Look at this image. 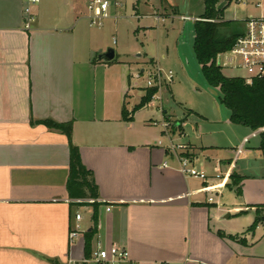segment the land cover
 <instances>
[{
    "label": "crops",
    "instance_id": "0c3cea01",
    "mask_svg": "<svg viewBox=\"0 0 264 264\" xmlns=\"http://www.w3.org/2000/svg\"><path fill=\"white\" fill-rule=\"evenodd\" d=\"M92 1L39 0L26 30L23 0H0V264L90 259L84 235L70 242L78 209L92 210L76 206L87 199L74 198L67 188L69 142L41 121L72 125L71 142L98 188L102 206L91 251L125 250L128 259L120 264H264L263 192H245L249 180L264 182L262 129L232 124L221 101L210 113L199 108L175 120L180 136L184 125L194 126L199 142L187 144L195 167H211V179L224 178L218 184L227 195L221 190L208 203L205 184L176 170L152 127H135L144 107L130 114L145 95L139 81L159 67L144 53V36L153 22L199 20L203 0H104L112 3L115 20L124 19L114 23L112 38L136 40L129 46L137 62L116 52L109 62L97 58L110 43L92 30ZM222 3L221 9L230 5ZM117 7L125 8L124 15H117ZM138 90L142 95L131 105ZM164 116L173 119L166 111ZM255 165L260 172H252ZM233 173L244 177L241 196L226 188ZM91 227L90 216L84 232Z\"/></svg>",
    "mask_w": 264,
    "mask_h": 264
},
{
    "label": "rangeland",
    "instance_id": "374dc122",
    "mask_svg": "<svg viewBox=\"0 0 264 264\" xmlns=\"http://www.w3.org/2000/svg\"><path fill=\"white\" fill-rule=\"evenodd\" d=\"M223 1H227V4H230L223 10L224 21L235 20L243 23V20L248 17H258L262 14L264 15V0H219L217 8ZM128 7L129 6L127 5L126 15H129ZM111 8L112 3L109 4L106 16L101 20V26H92V30L96 34L101 33L103 38L110 43V47L106 48L104 52L108 49H112L117 54L123 53L124 58H126L127 61L137 62L135 54L130 50L129 46L134 42L136 43V40L132 39V42L129 44V38L123 34L117 37V43H115V40L112 38L114 23L116 22L118 25H122V21L124 19L115 20L111 13ZM124 11L125 8H116L118 16L124 15ZM134 21L135 20H133V22ZM193 24L194 21L191 19L187 20L185 23L175 20L173 25H171L170 21L167 20L159 25H156V23L153 22V30L144 36V53L159 61L158 68L161 71L163 78L169 71L173 76L171 83L164 85L153 97L152 101L144 107L143 111L140 112L137 121L135 122V127H152L149 131L156 134L158 137L157 139H160L164 145L167 144L168 140L167 135L164 133V129L162 128L164 111L173 117L172 119L166 116L167 120L170 122V127H175V122L178 121L182 115L188 113L187 111L189 110H197L201 108L205 112L210 113L209 111L211 109H216V105H220L219 99L221 94L219 90L217 88L210 87L205 82L199 65L195 60L192 49L194 37ZM163 56L165 58H161ZM153 69L156 68H150L149 70ZM221 72L226 78H241L244 75L243 72L233 69H223ZM146 83L147 79L144 75V78L138 83V87L142 89L144 88V93L147 88ZM140 95H142V92L138 90L137 94L131 101V105L137 102L136 97ZM171 96H173V99ZM192 119L194 118H191V120ZM192 127L194 126L191 123H187L184 125L183 136L179 135L181 130H178L174 131L175 133H173L171 137L175 144H186L188 155L194 158L191 146L187 144L189 142H199L198 139H196L197 134ZM203 127L207 126L204 125ZM205 132L206 131L204 130L201 134H206ZM209 137L210 136L207 135L206 139L209 140ZM253 169L254 170L252 172H260L256 165ZM204 172L207 176H210L211 167H209V170H204ZM212 183L217 184L218 182ZM256 188H259L263 192L264 197V182L259 180H249L246 184L245 192L248 196L252 197ZM221 190L226 196L227 190H224L223 187V189H219L218 192ZM216 197L217 196H214V200ZM85 202H96V199H88ZM86 208L80 207L78 209V212L83 218L82 223H80L82 231H85L86 227L90 224V210L89 208Z\"/></svg>",
    "mask_w": 264,
    "mask_h": 264
},
{
    "label": "trees",
    "instance_id": "16d2710c",
    "mask_svg": "<svg viewBox=\"0 0 264 264\" xmlns=\"http://www.w3.org/2000/svg\"><path fill=\"white\" fill-rule=\"evenodd\" d=\"M218 2L219 0H203L204 12L193 25V52L206 83L210 87L219 90L221 104L230 112V122L234 125L249 128L252 131L262 129L258 149L264 151V78L253 80L251 85H247L241 78H226L222 75L221 69L216 64L217 58L233 47L236 39L244 32V25L238 21H224V9H217ZM157 92V88L146 89L144 97L132 109L130 114H134L150 103ZM127 117L128 114L124 108L123 118L128 121ZM37 123L49 129L60 131L69 142L71 167L67 188L71 195L82 200H95L98 197V188L92 173L81 163L77 147L71 142L72 125L70 123L57 124L52 121ZM177 128L173 127V132L179 129ZM229 179L230 182L226 185V188L235 190L236 195L241 196V183L244 177L233 173ZM75 205L88 206L92 210V227L84 233V253L86 259H88L92 252V240L97 233L98 211L102 204L99 202H80ZM257 224L258 221L256 220L248 231L254 230ZM218 236L225 238L222 233H218ZM227 238L235 239L230 236Z\"/></svg>",
    "mask_w": 264,
    "mask_h": 264
},
{
    "label": "built area",
    "instance_id": "2783aa9c",
    "mask_svg": "<svg viewBox=\"0 0 264 264\" xmlns=\"http://www.w3.org/2000/svg\"><path fill=\"white\" fill-rule=\"evenodd\" d=\"M24 2V28L30 30L35 22V16L32 13V7L39 0H23ZM109 4L104 0H93L88 10L92 13L90 24L92 26H101V20L106 16ZM187 20V18H183ZM198 21V20H196ZM213 22V21H211ZM244 32L239 36L233 47L219 55L216 64L221 69H233L243 72L241 79L247 85H251L253 80L264 78V16L248 17L243 20ZM144 75L147 79V88H157L158 91L167 83L172 81V73L169 71L164 78L159 68L147 70ZM162 128L167 135V144L164 145L161 140L157 141V145L163 147L167 154L174 160L175 168L187 177L197 179L204 183L203 192L208 194L207 202L214 203V196L221 187L220 184L212 182H223L224 178L216 175L212 179L205 174L203 170H199L194 165V158L188 155L186 144H175L172 135L175 132L170 127V122L164 116L162 120ZM110 209L107 208L106 211ZM82 215L78 212L74 216V226L70 230V242L82 238L84 231L81 230L80 222ZM128 259V253L125 250L111 248L105 250L97 246L91 252L89 260H84L85 264H120Z\"/></svg>",
    "mask_w": 264,
    "mask_h": 264
},
{
    "label": "water",
    "instance_id": "95a60500",
    "mask_svg": "<svg viewBox=\"0 0 264 264\" xmlns=\"http://www.w3.org/2000/svg\"><path fill=\"white\" fill-rule=\"evenodd\" d=\"M222 7L223 3H221L217 9L221 10ZM97 58L106 62L112 61L114 59V51L112 49H108L106 52L98 54Z\"/></svg>",
    "mask_w": 264,
    "mask_h": 264
}]
</instances>
